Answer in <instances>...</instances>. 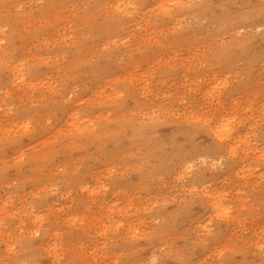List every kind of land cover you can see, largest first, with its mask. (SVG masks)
Segmentation results:
<instances>
[{"label": "rangeland", "instance_id": "rangeland-1", "mask_svg": "<svg viewBox=\"0 0 264 264\" xmlns=\"http://www.w3.org/2000/svg\"><path fill=\"white\" fill-rule=\"evenodd\" d=\"M205 1L0 0V264H264V58H223L264 36L233 25L264 0L214 19ZM121 122L162 131L105 152L103 128ZM214 124L232 155L148 177L152 143L167 153L179 126ZM203 172L215 178L193 184ZM204 187L222 207L148 249Z\"/></svg>", "mask_w": 264, "mask_h": 264}, {"label": "bare ground", "instance_id": "bare-ground-1", "mask_svg": "<svg viewBox=\"0 0 264 264\" xmlns=\"http://www.w3.org/2000/svg\"><path fill=\"white\" fill-rule=\"evenodd\" d=\"M260 3H262L261 0L259 4ZM231 4L244 7H254L256 5L254 0H206L205 4L201 7V11L208 19L222 18L228 13L227 10L230 12L232 11L231 6L233 5ZM254 24H264V13L252 12L250 14H247L242 20L233 22V25H238L237 28L239 29L245 28L247 26H252ZM243 57H252L257 60L264 58V36L246 41H242L241 38L240 40L235 41V46L226 51L223 55L225 62H233L234 60ZM224 127L225 126L214 124V126L206 127L204 129H194L192 131H189L184 127L179 126V133L171 136L170 138L173 146L167 153L162 152L161 150L160 152H158L157 150H155V143H152L150 145L149 155L150 157L152 156L155 161H160V163L157 165L159 166L157 170H150L148 172V177L153 175L158 176L159 173L165 172L170 166H175L177 164L183 163L187 165L192 162H187L190 159L197 160L205 156L213 158L216 155L222 156L223 152H226L225 156L232 155L233 152H229V150H226L227 146L223 144L227 137L225 136L226 133ZM103 129L106 130V135L110 136V138L106 140L104 151L108 153L112 152L115 154L122 152L126 148L125 144L126 142L129 143L127 140L131 137V135L139 139L152 138L158 136L160 134V131H162L155 126L136 128L135 124H132L131 122H126L124 124H122L121 122L115 128L109 126V128ZM98 140L99 136L95 135L91 136L85 141H82L81 144L82 146H85L87 144L94 145L98 142ZM66 150V148L60 149L54 154H65ZM36 159L37 157L35 156V160ZM240 168L242 169L243 167L241 166ZM238 169L239 165L236 164L229 167L228 171L230 175H238ZM227 177L228 175L225 177V179ZM214 178L215 177L213 175H207L205 172H203L194 178L193 184H203ZM129 183L130 181L126 179L117 180L114 182V187L117 188L121 186H130ZM220 202L221 196L217 191H207L204 187V189L201 191L200 198L187 201L177 210L176 214L173 217L167 219V225L160 234H151L149 236L146 242V246L148 247V249L150 248V250L153 251L159 245V240H164L165 243H167L168 241H170L169 234L176 228H178L181 224H185L186 221L195 222L197 219H199L200 214L208 215L212 214L213 212H217L222 207V204H220ZM127 204H131L130 200H128ZM223 209L225 211V214H227L229 209L225 206H223ZM226 218V227H229L231 221L233 220H231L230 216H227ZM231 232V228H226L222 231L221 236L223 234L226 235L227 233L228 235H230ZM29 245V243L26 244V246ZM123 248H125V246L120 245V249ZM203 254V249L199 250L198 252L191 251L188 255V260L190 262L195 261ZM227 260L230 261L229 258Z\"/></svg>", "mask_w": 264, "mask_h": 264}]
</instances>
